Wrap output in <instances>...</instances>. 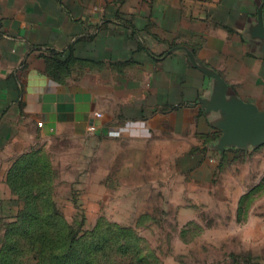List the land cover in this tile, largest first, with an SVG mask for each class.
<instances>
[{
  "label": "crops",
  "instance_id": "1",
  "mask_svg": "<svg viewBox=\"0 0 264 264\" xmlns=\"http://www.w3.org/2000/svg\"><path fill=\"white\" fill-rule=\"evenodd\" d=\"M246 111L264 115V0H0V222L53 141L206 174Z\"/></svg>",
  "mask_w": 264,
  "mask_h": 264
},
{
  "label": "rangeland",
  "instance_id": "2",
  "mask_svg": "<svg viewBox=\"0 0 264 264\" xmlns=\"http://www.w3.org/2000/svg\"><path fill=\"white\" fill-rule=\"evenodd\" d=\"M39 153L20 163L0 264H264V146L230 149L206 174L90 137Z\"/></svg>",
  "mask_w": 264,
  "mask_h": 264
},
{
  "label": "water",
  "instance_id": "3",
  "mask_svg": "<svg viewBox=\"0 0 264 264\" xmlns=\"http://www.w3.org/2000/svg\"><path fill=\"white\" fill-rule=\"evenodd\" d=\"M244 113L248 117V121L245 122L244 126L241 127L240 132L237 135H234V137L238 139L243 146H247L249 139L261 142L264 140V115L255 111H246Z\"/></svg>",
  "mask_w": 264,
  "mask_h": 264
}]
</instances>
